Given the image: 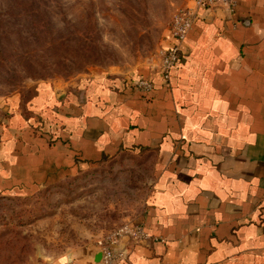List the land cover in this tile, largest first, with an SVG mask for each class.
<instances>
[{"label": "crops", "instance_id": "crops-1", "mask_svg": "<svg viewBox=\"0 0 264 264\" xmlns=\"http://www.w3.org/2000/svg\"><path fill=\"white\" fill-rule=\"evenodd\" d=\"M183 54L167 84L159 60L123 77L35 84L0 115V196H30L123 153L149 155L136 223L150 239L121 264H264V0L196 20ZM45 264H101V255L93 242Z\"/></svg>", "mask_w": 264, "mask_h": 264}, {"label": "rangeland", "instance_id": "rangeland-1", "mask_svg": "<svg viewBox=\"0 0 264 264\" xmlns=\"http://www.w3.org/2000/svg\"><path fill=\"white\" fill-rule=\"evenodd\" d=\"M188 2L0 0V115L39 82L123 77L155 63L173 14ZM151 163L123 153L30 196H0V264H45L139 220Z\"/></svg>", "mask_w": 264, "mask_h": 264}, {"label": "built area", "instance_id": "built-area-1", "mask_svg": "<svg viewBox=\"0 0 264 264\" xmlns=\"http://www.w3.org/2000/svg\"><path fill=\"white\" fill-rule=\"evenodd\" d=\"M238 0H189L188 4L173 14L167 28L168 46L159 52L158 70L161 78L167 84L172 71L184 58L183 45L186 37L196 20L215 9L226 15H232ZM136 86L144 91H150L152 84L149 80L140 79ZM150 235L145 232L142 224L133 222L123 224L96 242L101 255V264H121L126 260V249L130 246L145 243Z\"/></svg>", "mask_w": 264, "mask_h": 264}]
</instances>
